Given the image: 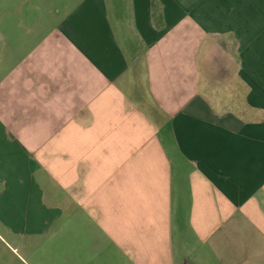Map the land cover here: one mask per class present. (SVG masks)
<instances>
[{"label": "crops", "instance_id": "1", "mask_svg": "<svg viewBox=\"0 0 264 264\" xmlns=\"http://www.w3.org/2000/svg\"><path fill=\"white\" fill-rule=\"evenodd\" d=\"M0 264H264V0H0Z\"/></svg>", "mask_w": 264, "mask_h": 264}]
</instances>
